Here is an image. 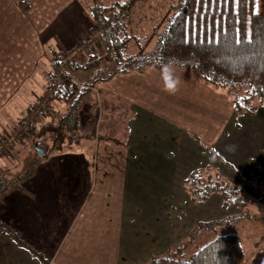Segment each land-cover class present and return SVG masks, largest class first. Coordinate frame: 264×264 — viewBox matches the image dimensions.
<instances>
[{
  "label": "crops",
  "instance_id": "obj_1",
  "mask_svg": "<svg viewBox=\"0 0 264 264\" xmlns=\"http://www.w3.org/2000/svg\"><path fill=\"white\" fill-rule=\"evenodd\" d=\"M80 1L49 0L42 11H36L37 4L33 3L30 15L40 40H45L49 34H57L60 12L66 19L59 21V25L70 29L69 19L80 17L76 6L81 5ZM20 5L25 7V4ZM145 16L144 9L140 10L139 21ZM86 23L90 29L92 22ZM73 35L74 39H70L67 46L74 47L77 42L78 33ZM38 63L39 60H14L12 72L8 68L7 73L0 74V108L9 99L18 96L17 90L31 76ZM5 64V60H0V68ZM198 81V75L190 70L149 68L144 74L120 75L98 85L97 92L108 102L119 98L127 103L132 113L128 135L123 147L116 146L114 152L103 149L98 167L101 160L104 162L108 158L111 169L100 173V180L85 198L66 233L58 242L55 240L51 248L44 249L52 258V264H144L153 256L165 255L179 245L180 235L181 240L187 239L189 224L193 226L192 231L199 222L208 223L240 214L241 211L233 208L222 210L223 201L215 195L195 210L196 215L189 222L186 221V212L184 218L179 216L180 153L191 150L185 137L194 145L197 143L194 137H198L205 148L204 155H212L206 148H216L222 154L219 157L224 159L234 134L246 130L252 150L247 149L242 159L233 162V166L244 181L252 177L264 178V108L256 115L241 116L239 126L240 117L230 103ZM234 119L235 124L231 126ZM251 122H258L261 128L249 131L248 127H241ZM230 127L232 130L229 133ZM197 150L202 156L201 150ZM217 162L220 165L212 163L209 155L207 165L198 167L192 164L191 171L182 180L183 184L194 170L211 166L231 183L241 185L249 198L260 199L225 163ZM75 176L79 180L77 183L82 185L84 175L73 172L64 175ZM88 176H84L83 187L77 189L80 193L88 187ZM141 178L146 180L144 186H140L138 181ZM16 194L19 193L11 195L14 197ZM202 237L210 235L203 234ZM0 264L41 263L11 237L0 235ZM248 264H264V247L254 252Z\"/></svg>",
  "mask_w": 264,
  "mask_h": 264
},
{
  "label": "rangeland",
  "instance_id": "obj_2",
  "mask_svg": "<svg viewBox=\"0 0 264 264\" xmlns=\"http://www.w3.org/2000/svg\"><path fill=\"white\" fill-rule=\"evenodd\" d=\"M48 1L0 0V60H5L6 63L4 66H1L0 74L7 73L8 68L11 73V69L14 67V60H39L34 72L30 77L25 79L17 90L16 94L18 96H14L12 100L9 99L0 108V167L10 170L12 176L24 170H30V168H38L36 176L26 185V193L24 195H20L19 193L13 197L12 193H10L2 199L0 202V216L3 221L10 224L15 232L20 234L21 240L26 246L35 247L41 251H44L45 248H51L55 240L58 242V239L66 233L85 198L100 180V175L111 169L109 162H107L108 158L104 162L101 160V165L98 167V163L102 158L100 154L104 153V148L110 152L111 150L114 152L115 149L113 148L116 146L123 147V143H125L128 135V122L132 118V113L125 101L117 98L115 101L108 102L103 98V95L97 92V85L93 90H88L84 99L79 114L81 128L75 134L74 143L71 144L70 148L61 147V151L56 150L59 134L63 136V141L67 139L68 134L65 131H55L59 133L56 134L53 133L52 129L44 131V128L49 127L51 124H58L61 118L68 115L69 110L67 106L53 100V94L58 85L57 82L53 81V77H56L58 74L59 77L67 75V64L73 60L75 62L86 63L87 60L82 59L79 54L84 50L86 51L90 43L93 42L95 28L93 23L90 29L86 27V22L92 21L88 15L89 0H83L80 2V6L74 3L78 8L80 17L69 19L70 29L66 30L59 25V21L63 22V19H66L64 13L60 12L57 16V34L55 36L49 34L45 40H40L30 13L32 14L33 11V3L37 4L36 11H42ZM260 1L256 0L255 6V9L258 6L259 11ZM21 3L25 4V7H22ZM171 4L176 5L177 0H147V8L144 10L146 16L141 19L140 26L137 24L140 13L134 16L135 24L132 23L130 29L137 30L138 36L143 39L152 37V33L155 32L154 28L164 24L165 16L167 14H170L169 17H171V14L173 15V12H169ZM27 6L30 7L28 11L25 10ZM57 8H60V6ZM33 14L36 15L35 12ZM125 17L130 18L128 13ZM169 17L167 20H169ZM43 30L45 29L43 28ZM76 32L78 33L77 42L75 41L76 46L75 44L74 47L67 46L66 43L69 44V40L74 39L73 34L76 35ZM84 40L89 42L87 47L83 46ZM155 45L156 39L152 40L148 50L154 48ZM132 52L134 54L137 53V48L132 46L130 54ZM59 60L63 61L62 64L64 66L58 65ZM79 81L83 84V88L89 87V81L87 83L82 79ZM204 87L217 93L206 86ZM217 94L222 95L220 93ZM255 106L253 104V107ZM262 108L264 106L260 107V109ZM241 119V117L238 119L239 126L241 125ZM262 120L264 121L263 115ZM234 124L235 119L231 122V126H234ZM241 127H248L249 131L261 128L258 122L256 124L251 122ZM231 130L232 128L229 129V133ZM180 140H183V138ZM185 140L190 144L187 147H191V150L180 153L179 216L180 219L184 218L186 212V221L189 222L196 215L195 210L199 206L191 202L190 196L184 189L185 181L183 184V178L191 171L192 164H197L196 166L198 167L207 165L209 155L212 158V163L216 162L219 165L220 163L217 162L218 159L214 155H204L205 148L202 145L198 143L194 145L187 137H185ZM37 143H41L42 148L47 149V159L40 158L35 152V145ZM252 146L246 130L234 134L231 145L226 148L228 154L225 155L229 156H223L225 160L223 159L221 162L234 165L233 162L236 163L239 159H242L247 149L252 150ZM196 147L201 150L202 156ZM211 149L209 148V152ZM214 151L218 155H222L216 148ZM71 172L73 174H82L85 178L88 174L90 175L88 176V187H84L85 189L83 188L81 193L77 189L80 190L83 187L85 178L83 176V183L81 185L80 182L79 184L77 183V176L74 178L64 177V175H69ZM240 179L244 181L243 178ZM138 181L141 183L140 186L146 184V180H143V178L138 179ZM244 182L246 183V181ZM240 187L244 190L241 185ZM219 196L223 201L222 196ZM243 198H246L248 202H253L243 210L237 209L241 211V219L237 222L233 221L229 225L224 223L218 226L216 230H213L214 232L211 233L210 237L204 238L200 235L199 240L197 239L198 241L187 251L186 260H189L198 248L213 241L212 239L215 237L231 233L238 236L244 248L246 258L243 264H248L254 252L264 247V206L261 205L259 199L252 200L249 198L245 190ZM223 205L224 201L222 210L232 208L225 209ZM247 215L253 217L251 222L243 219ZM230 217L235 216H228L216 221H226ZM192 227L191 224L187 226V230L190 229L187 233L192 232ZM213 233H215V236L212 235ZM181 239L180 235L179 245L189 241L188 238Z\"/></svg>",
  "mask_w": 264,
  "mask_h": 264
},
{
  "label": "trees",
  "instance_id": "obj_3",
  "mask_svg": "<svg viewBox=\"0 0 264 264\" xmlns=\"http://www.w3.org/2000/svg\"><path fill=\"white\" fill-rule=\"evenodd\" d=\"M255 6L256 0H238V3L232 0L230 4H217L205 11L196 0H177L176 5L171 4L169 7V12H173V15L169 17L170 14H167L164 24L154 28L152 37L143 39L138 36L137 30L130 29V26L134 23V16L139 14L140 10H146L147 0H89L88 15L94 25L95 34L89 48L79 54L87 61L82 63L73 60L67 64V75L59 77L58 74L53 77V81L58 84L53 100L67 106L69 110L68 115L61 118L58 124L44 128V131L52 129L56 134L64 131L68 134L64 141L63 136L59 134L56 150L61 147L70 148L74 143L75 134L81 128L79 114L88 90L108 83L118 75L144 74L149 68L193 71L202 85L227 99L238 117L246 114L256 115L260 107L264 106V70L260 64L245 65L241 69L223 56H214L210 49L217 46L207 43L210 37L224 29L227 30V40L237 36L245 40L247 32L252 30L254 25H264V0L260 1L258 15L254 14ZM29 9L28 6L25 8L26 11ZM127 13L130 18L125 17ZM189 19L190 25L187 23ZM140 23L141 20L137 22L139 26ZM217 23L219 27L216 26ZM182 36L186 37L187 43L182 41ZM153 38L156 39V45L148 50L152 40H155ZM132 46L137 48V53L130 54ZM62 63V60L58 61L59 66H64ZM80 79L86 83L89 81V87L83 88ZM253 104L256 106L253 107ZM194 139L203 146L198 137ZM207 150L209 151V148ZM210 152L218 161L223 160L213 149ZM225 164L237 176L243 178L233 165L227 162ZM37 169L30 168L12 176L10 170L0 167V202L10 193H26V185L35 177ZM245 181L259 195V202L264 206V178L252 177L250 181ZM184 189L191 202L199 207L208 203L215 194L222 196L225 209L232 207L243 210L253 202L243 198L244 190L240 185L231 183L211 166L194 170L185 180ZM240 215L230 217L226 221L197 223L189 234L188 242L173 247L165 255L153 256L144 264H243L246 254L234 233L217 236L213 241L198 248L189 260L185 257L190 247L198 241L199 235H211L218 226L240 220ZM243 219L251 222L253 217L247 215ZM0 235H9L18 245L27 248L41 264H52V258L47 252L26 246L20 234L1 219ZM212 235L215 236V233Z\"/></svg>",
  "mask_w": 264,
  "mask_h": 264
},
{
  "label": "snow or ice",
  "instance_id": "obj_4",
  "mask_svg": "<svg viewBox=\"0 0 264 264\" xmlns=\"http://www.w3.org/2000/svg\"><path fill=\"white\" fill-rule=\"evenodd\" d=\"M238 3V0H236ZM196 3L205 11L210 7L214 8L217 4L227 5L232 3V0H196ZM259 8L254 9V14L258 15ZM190 25L191 20L187 21ZM219 27V24L216 25ZM199 28V24L197 23ZM227 30L215 33L207 40L209 44H215L217 47L210 49L214 56H223L224 59L231 63L237 64L239 68L243 69L245 65L260 64L261 69L264 70V25H254L253 29L248 31L246 39L241 40L238 36L232 40L226 38ZM182 41L187 43L186 37L182 36ZM230 53V55H228ZM235 58V59H233ZM171 87V85H170Z\"/></svg>",
  "mask_w": 264,
  "mask_h": 264
},
{
  "label": "water",
  "instance_id": "obj_5",
  "mask_svg": "<svg viewBox=\"0 0 264 264\" xmlns=\"http://www.w3.org/2000/svg\"><path fill=\"white\" fill-rule=\"evenodd\" d=\"M46 150L47 149L42 148L41 143H37L35 145V152L42 159H47L48 158V154H47V151Z\"/></svg>",
  "mask_w": 264,
  "mask_h": 264
},
{
  "label": "built area",
  "instance_id": "obj_6",
  "mask_svg": "<svg viewBox=\"0 0 264 264\" xmlns=\"http://www.w3.org/2000/svg\"><path fill=\"white\" fill-rule=\"evenodd\" d=\"M88 43H89V42H88L87 40H84V41H83V46H84V47H87Z\"/></svg>",
  "mask_w": 264,
  "mask_h": 264
},
{
  "label": "flooded vegetation",
  "instance_id": "obj_7",
  "mask_svg": "<svg viewBox=\"0 0 264 264\" xmlns=\"http://www.w3.org/2000/svg\"><path fill=\"white\" fill-rule=\"evenodd\" d=\"M41 146H42V144H41Z\"/></svg>",
  "mask_w": 264,
  "mask_h": 264
}]
</instances>
